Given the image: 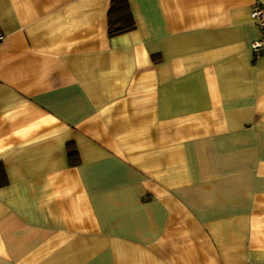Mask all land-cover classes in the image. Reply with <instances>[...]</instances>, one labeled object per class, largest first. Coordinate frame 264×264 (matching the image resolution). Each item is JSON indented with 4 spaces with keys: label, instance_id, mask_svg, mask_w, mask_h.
<instances>
[{
    "label": "crops",
    "instance_id": "0c3cea01",
    "mask_svg": "<svg viewBox=\"0 0 264 264\" xmlns=\"http://www.w3.org/2000/svg\"><path fill=\"white\" fill-rule=\"evenodd\" d=\"M128 3L0 0V264H264V0Z\"/></svg>",
    "mask_w": 264,
    "mask_h": 264
},
{
    "label": "trees",
    "instance_id": "16d2710c",
    "mask_svg": "<svg viewBox=\"0 0 264 264\" xmlns=\"http://www.w3.org/2000/svg\"><path fill=\"white\" fill-rule=\"evenodd\" d=\"M135 28V22L128 3V0H111L108 11V35L109 37L132 31ZM68 162L71 165H77L80 162L75 147L68 149ZM7 184L4 170L0 168V187Z\"/></svg>",
    "mask_w": 264,
    "mask_h": 264
},
{
    "label": "built area",
    "instance_id": "2783aa9c",
    "mask_svg": "<svg viewBox=\"0 0 264 264\" xmlns=\"http://www.w3.org/2000/svg\"><path fill=\"white\" fill-rule=\"evenodd\" d=\"M250 18L257 24L258 28L263 33V39L261 41H255L251 47L255 56L259 58L264 52V11L259 4L255 5L251 10Z\"/></svg>",
    "mask_w": 264,
    "mask_h": 264
}]
</instances>
